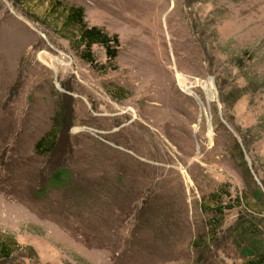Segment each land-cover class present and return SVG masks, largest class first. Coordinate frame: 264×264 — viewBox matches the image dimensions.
Segmentation results:
<instances>
[{
	"label": "rangeland",
	"instance_id": "1",
	"mask_svg": "<svg viewBox=\"0 0 264 264\" xmlns=\"http://www.w3.org/2000/svg\"><path fill=\"white\" fill-rule=\"evenodd\" d=\"M0 232V264H257L264 0H0Z\"/></svg>",
	"mask_w": 264,
	"mask_h": 264
},
{
	"label": "trees",
	"instance_id": "2",
	"mask_svg": "<svg viewBox=\"0 0 264 264\" xmlns=\"http://www.w3.org/2000/svg\"><path fill=\"white\" fill-rule=\"evenodd\" d=\"M60 25L62 30H68L71 34L76 36V46L74 49H79V58L91 66L95 64L90 55V48L93 44H97L103 48L107 60H111L115 57L118 45L117 36L115 34H107L95 25L87 26L83 21L82 9L80 7H67ZM56 132L57 130L55 128V131H52L51 133H44V135L34 143L33 146L35 150L40 147H43L45 151L49 150L54 144ZM61 172L62 170L56 171L55 181H62L64 179L65 175ZM213 210L214 212L221 214V208L218 206H214L212 211ZM213 220H216L215 216L211 215L206 224L210 225V221L214 222ZM209 231L210 229L206 230L205 239L208 238ZM17 247V243L12 237L0 232V258L8 257L11 253L17 250ZM256 258H259L257 264H264L263 254L258 253ZM3 264L8 263L5 262Z\"/></svg>",
	"mask_w": 264,
	"mask_h": 264
}]
</instances>
